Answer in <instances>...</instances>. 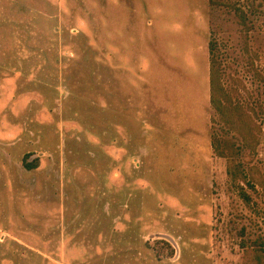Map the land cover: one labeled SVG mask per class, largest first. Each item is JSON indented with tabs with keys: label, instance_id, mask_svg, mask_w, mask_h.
<instances>
[{
	"label": "rangeland",
	"instance_id": "obj_1",
	"mask_svg": "<svg viewBox=\"0 0 264 264\" xmlns=\"http://www.w3.org/2000/svg\"><path fill=\"white\" fill-rule=\"evenodd\" d=\"M0 264H264V0H0Z\"/></svg>",
	"mask_w": 264,
	"mask_h": 264
},
{
	"label": "trees",
	"instance_id": "obj_2",
	"mask_svg": "<svg viewBox=\"0 0 264 264\" xmlns=\"http://www.w3.org/2000/svg\"><path fill=\"white\" fill-rule=\"evenodd\" d=\"M213 46L211 45V51L213 52ZM211 65H210V103L214 107V109L219 114L221 120L227 125L228 131H237L244 142L245 145L248 147H253L251 136H250V126L245 119L242 118L241 108L237 103L231 102L229 96L225 92L221 82H220V70L217 66L218 61L216 60L215 56L212 55L211 57ZM239 115L241 118V122L236 124V120L234 118L235 115ZM213 149L217 154L220 156L229 157L230 154L226 153L225 150L230 151L233 154V150L228 143L225 141L224 144H220V139L215 138L214 142L212 143ZM229 155V156H228ZM29 153L26 154L23 165L26 169H34L38 167L39 160H28ZM228 174L231 180L236 183L238 188V193L240 197L247 203L250 204L251 197L246 192L244 187L238 183L237 181L243 180L247 183V185L252 186L253 184L250 182L249 175L243 170L242 165L240 163L234 164L232 160L229 162L228 167ZM257 249H261L262 243L255 244ZM263 251V250H262ZM262 259L261 255H258V262ZM262 263V262H261Z\"/></svg>",
	"mask_w": 264,
	"mask_h": 264
}]
</instances>
